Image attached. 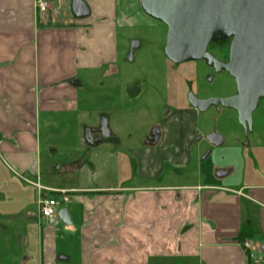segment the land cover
Returning <instances> with one entry per match:
<instances>
[{"label":"crops","instance_id":"1","mask_svg":"<svg viewBox=\"0 0 264 264\" xmlns=\"http://www.w3.org/2000/svg\"><path fill=\"white\" fill-rule=\"evenodd\" d=\"M49 1L41 20L35 0H0V220L39 232L22 264H264V133L244 158L205 166L186 94L157 144L125 141L112 124L115 101L133 92L115 90L120 33L162 23L140 0ZM42 195L60 201L51 219ZM6 247L0 263L13 264Z\"/></svg>","mask_w":264,"mask_h":264},{"label":"rangeland","instance_id":"2","mask_svg":"<svg viewBox=\"0 0 264 264\" xmlns=\"http://www.w3.org/2000/svg\"><path fill=\"white\" fill-rule=\"evenodd\" d=\"M120 34L117 63L122 71L118 78L119 87L115 90L121 93L130 89L133 92L128 94L126 91L122 99L115 101L113 114L115 121L112 124L124 140L127 136L133 137L134 145L141 142L144 134H147L151 127L155 125L164 127L169 108L175 107L176 103L185 98L189 91L199 99H224L237 92V84L227 72L210 80L209 69H206L200 61L179 65L170 61L164 51L168 34V28L164 24L160 26L158 23L155 28L129 29ZM134 42L140 43L141 47L135 49L131 62L127 57ZM212 47L213 52L221 59H227L229 46L214 45ZM199 129L203 139L215 132L225 138V144L220 148L211 146L206 140L201 141V151L207 149L204 157L208 155V152L211 154L204 161L205 166L225 165L235 159L239 160V156L244 158V145L249 141L256 142L258 134L264 133V100L259 102L258 109L253 115L252 131L246 132L242 128L236 111L222 106L211 107L207 112L201 113ZM4 164V159L0 155L1 173L3 170L6 172ZM211 178L213 182L219 181L213 170ZM29 189H31L32 199H26V202L30 204L31 212L36 214L35 192L31 187ZM1 203L2 200L0 205ZM19 206L13 205L10 209L17 212ZM21 215L24 217V213ZM37 224L34 220L26 223H6L0 220V245L2 246L4 242L7 246L4 251L15 256L13 264H22L27 254L33 256L35 260L34 243L39 233ZM5 259H7L6 255ZM5 262L7 264V261Z\"/></svg>","mask_w":264,"mask_h":264},{"label":"water","instance_id":"3","mask_svg":"<svg viewBox=\"0 0 264 264\" xmlns=\"http://www.w3.org/2000/svg\"><path fill=\"white\" fill-rule=\"evenodd\" d=\"M140 6L149 17L167 26L164 51L170 61L206 60L237 84V93L224 99H199L190 94V105L200 113L218 106L234 110L244 130L252 131L253 114L264 100V0H140ZM80 9L79 4L74 6L77 15ZM219 42H230L228 63L208 52L210 44ZM138 47V42L132 44L130 61ZM101 131L104 135L108 132L105 124ZM207 140L217 148L225 142L218 133L208 135Z\"/></svg>","mask_w":264,"mask_h":264},{"label":"built area","instance_id":"4","mask_svg":"<svg viewBox=\"0 0 264 264\" xmlns=\"http://www.w3.org/2000/svg\"><path fill=\"white\" fill-rule=\"evenodd\" d=\"M35 6L40 19L43 20L51 8V2L49 0H35ZM62 201L68 203L71 200L66 194H63ZM38 205L40 217L43 219H51L57 215L60 208V201L57 198H51L42 195L39 198ZM243 246L245 249L250 251V258H254L255 255L253 251V244L247 241L244 242Z\"/></svg>","mask_w":264,"mask_h":264},{"label":"flooded vegetation","instance_id":"5","mask_svg":"<svg viewBox=\"0 0 264 264\" xmlns=\"http://www.w3.org/2000/svg\"><path fill=\"white\" fill-rule=\"evenodd\" d=\"M229 43V49H228V52H227V59L226 60H224V59H221L215 52H213V50H212V44H210L209 45V47H208V52H209V54L213 57V58H215L216 60H218L219 62H221V63H228L229 62V58H230V42H228ZM222 47V46H221ZM218 48V47H217ZM131 49H132V46H131ZM135 50H133V52H134ZM131 52V51H130ZM217 52H219V51H217ZM200 62H202L205 66H206V69H209V72H210V75H209V79L211 80V78L212 79H214L217 75H219V74H221V73H223V72H225L224 70H222V71H220V72H217L216 71V68H215V66L213 65V64H209V62L208 61H206V60H202V61H200ZM179 65V64H178ZM205 69V68H204ZM207 73V72H206ZM237 93V92H236ZM235 93V94H236ZM190 94H193V95H195L194 93H192V92H188L187 93V100H188V102H189V96H190ZM196 96V95H195ZM190 103V102H189ZM219 107V106H218ZM254 115V114H253ZM249 130H247L246 132H248ZM160 137H161V126L159 125V126H157V125H155V126H153V127H151L150 129H149V131H148V133H147V143L148 144H150V145H155V144H157L159 141H160ZM156 138H158V140L156 141L155 139Z\"/></svg>","mask_w":264,"mask_h":264},{"label":"trees","instance_id":"6","mask_svg":"<svg viewBox=\"0 0 264 264\" xmlns=\"http://www.w3.org/2000/svg\"><path fill=\"white\" fill-rule=\"evenodd\" d=\"M212 45H221L222 47L229 46L228 42H219V43H212ZM247 237L242 238V241H244Z\"/></svg>","mask_w":264,"mask_h":264}]
</instances>
